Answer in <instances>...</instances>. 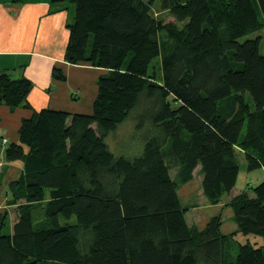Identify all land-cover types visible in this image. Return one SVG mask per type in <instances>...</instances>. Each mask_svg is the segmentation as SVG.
<instances>
[{
  "label": "trees",
  "instance_id": "1",
  "mask_svg": "<svg viewBox=\"0 0 264 264\" xmlns=\"http://www.w3.org/2000/svg\"><path fill=\"white\" fill-rule=\"evenodd\" d=\"M156 1L175 20L157 16ZM71 2L65 60L109 73L91 113L34 109L19 142L7 144L6 159L23 170L8 185L12 231L8 212L0 216V264H264V244L236 237L264 236V179L225 203L238 223L232 232L220 213L203 227L189 223L178 191L200 166L203 194L219 203L236 185L238 149L249 170L264 168V53L252 36L264 19L255 0ZM53 75L65 78L56 67ZM31 87L1 71L0 103L29 106ZM127 119L146 129L143 148L112 141Z\"/></svg>",
  "mask_w": 264,
  "mask_h": 264
},
{
  "label": "crops",
  "instance_id": "2",
  "mask_svg": "<svg viewBox=\"0 0 264 264\" xmlns=\"http://www.w3.org/2000/svg\"><path fill=\"white\" fill-rule=\"evenodd\" d=\"M74 14L71 0H0V72L7 71L14 78L25 76L32 82L27 96L29 106L13 108L0 103V158L4 162L0 165V214L6 209L11 211L6 207L5 192H9V183L23 170L21 162L8 161L5 156L7 144L19 142L22 119L34 109L44 107L91 113L98 94V79L109 73L107 68L65 60L67 24ZM55 67L63 72L64 79L55 78ZM4 137L8 138L6 144ZM259 169L264 179V168ZM13 224L12 220L11 231Z\"/></svg>",
  "mask_w": 264,
  "mask_h": 264
},
{
  "label": "rangeland",
  "instance_id": "3",
  "mask_svg": "<svg viewBox=\"0 0 264 264\" xmlns=\"http://www.w3.org/2000/svg\"><path fill=\"white\" fill-rule=\"evenodd\" d=\"M255 7L258 11V16L261 20L264 19L262 10L258 3V0H255ZM154 13L159 16L163 17L166 21L175 20V17L169 12V10L162 8L160 3L157 1L152 5ZM179 23H182L181 21ZM259 35L261 37V44L260 50L264 53V26L259 29L258 31L254 32L252 36ZM151 71L157 75V79L159 80L161 77V57H157L153 60V64L151 67ZM251 103L253 100L251 99ZM137 121H132L131 119H127L125 123L123 122L118 129V134L112 138V141L115 143L117 141V147L123 150H129L128 143H133L136 140L134 146L140 147L142 145L143 148V139L145 136L146 129L145 128H137ZM145 131V132H143ZM245 130H243V133ZM110 138V139H111ZM144 142V141H143ZM238 159L240 165L239 175L237 177L236 185L232 192L225 193L223 195V201L221 204H215L209 202L207 197L202 193L201 181H202V173L200 172V166H198L194 171V177L186 185H181L179 191V196L183 204L190 206L186 213L187 220L189 223H195L198 226L203 227L209 218L212 215L220 213L223 218L222 229L224 232H232L238 228L237 221L233 218V210L231 207L226 206L224 202L230 199L231 194L237 191H242L243 189L251 190L254 185H257L259 182L263 180V175H261L262 170L256 168L254 170H249L247 168V160L245 158V153L243 149H238ZM4 164V163H3ZM175 169H171V175H175ZM237 190V191H236ZM252 192V191H251ZM6 194V207L9 208L11 211L8 212V222H9V229L11 228V221L14 222L17 220L16 216V207L17 205H13L9 203L7 197H10L9 192H5ZM224 205V206H221ZM5 212V211H4ZM3 212V213H4ZM6 212V213H7ZM10 212V214H9ZM2 214V213H1ZM0 214V216H1ZM236 237L241 241H250L253 245L259 246L260 244H264V236L254 234V233H242L238 232Z\"/></svg>",
  "mask_w": 264,
  "mask_h": 264
},
{
  "label": "built area",
  "instance_id": "4",
  "mask_svg": "<svg viewBox=\"0 0 264 264\" xmlns=\"http://www.w3.org/2000/svg\"><path fill=\"white\" fill-rule=\"evenodd\" d=\"M7 142H8V138L7 137H4L3 138V143L6 144ZM3 163L4 162H3L2 158H0V165H3Z\"/></svg>",
  "mask_w": 264,
  "mask_h": 264
}]
</instances>
